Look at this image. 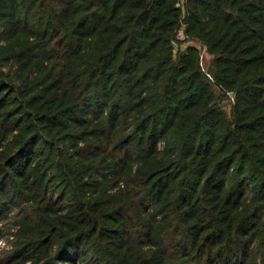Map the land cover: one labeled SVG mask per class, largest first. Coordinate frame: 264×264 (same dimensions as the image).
Masks as SVG:
<instances>
[{
    "label": "trees",
    "instance_id": "1",
    "mask_svg": "<svg viewBox=\"0 0 264 264\" xmlns=\"http://www.w3.org/2000/svg\"><path fill=\"white\" fill-rule=\"evenodd\" d=\"M1 27L12 262L264 264V0H0Z\"/></svg>",
    "mask_w": 264,
    "mask_h": 264
},
{
    "label": "rangeland",
    "instance_id": "2",
    "mask_svg": "<svg viewBox=\"0 0 264 264\" xmlns=\"http://www.w3.org/2000/svg\"><path fill=\"white\" fill-rule=\"evenodd\" d=\"M0 30H4L2 27ZM181 38H185L184 34H180ZM1 44H5L3 41H0ZM198 45L200 48H202V44L195 41V40H188L182 43L181 47L182 50L186 49L187 46L189 45ZM178 49V46H176V50ZM210 61H211V56L202 49L201 51V57H200V65L203 70L208 71V73L211 75V72L209 70L210 67ZM234 100L232 97L230 100L225 99L223 102L225 108L227 111L230 110L231 108V101ZM31 211V210H30ZM29 211V213H30ZM17 212V211H16ZM28 213V219H32L33 215ZM26 214V213H25ZM8 218L2 219L0 221V264H22V259H16L15 261H11L14 257H11V255L15 254L16 251L20 247V239H19V233L18 231L20 230V225L17 223L15 220V212L10 213L8 215ZM16 221V222H15ZM10 260V261H9ZM9 261V262H8ZM83 260L80 259L78 261V264H82ZM23 264H32L30 261L24 262Z\"/></svg>",
    "mask_w": 264,
    "mask_h": 264
},
{
    "label": "built area",
    "instance_id": "3",
    "mask_svg": "<svg viewBox=\"0 0 264 264\" xmlns=\"http://www.w3.org/2000/svg\"><path fill=\"white\" fill-rule=\"evenodd\" d=\"M198 46V45H197ZM199 47V46H198ZM200 48V47H199ZM203 49V48H202ZM208 75L210 76V77H212L209 73H208Z\"/></svg>",
    "mask_w": 264,
    "mask_h": 264
}]
</instances>
